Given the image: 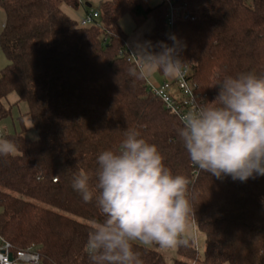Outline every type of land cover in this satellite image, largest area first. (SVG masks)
<instances>
[{
	"label": "trees",
	"instance_id": "trees-1",
	"mask_svg": "<svg viewBox=\"0 0 264 264\" xmlns=\"http://www.w3.org/2000/svg\"><path fill=\"white\" fill-rule=\"evenodd\" d=\"M168 0H108L97 24L80 25L60 4L77 9L80 0H0L5 20L0 50V119L14 92L27 104L36 139L14 131L4 136L18 152L0 156V238L14 254L37 253L39 264H89L85 251L94 221L104 216L94 195L85 202L73 188L79 169L93 179L97 156L117 150L128 130L155 144L174 174L192 181L194 225L204 234L202 256L192 238L176 248L173 264H264V176L233 181L199 170L189 159L177 129L179 118L129 76L135 63L119 20L129 13L135 26L147 20L148 44L179 39L199 103L218 94L217 78L253 71L264 75V0H176L186 18L167 25ZM144 264H167L151 246L137 245Z\"/></svg>",
	"mask_w": 264,
	"mask_h": 264
},
{
	"label": "clouds",
	"instance_id": "clouds-1",
	"mask_svg": "<svg viewBox=\"0 0 264 264\" xmlns=\"http://www.w3.org/2000/svg\"><path fill=\"white\" fill-rule=\"evenodd\" d=\"M160 42L159 51L148 42L130 55L136 58L128 74L139 80L162 73L168 79L184 75L181 52L186 47L173 37ZM219 91L212 101L197 102L180 116L177 133L189 159L199 170L217 179L246 182L264 176V75L253 71L218 77ZM16 144L0 137V156H14ZM155 144L128 130L117 150L97 156L93 179L79 169L73 188L85 202L94 195L104 216L94 221L85 251L89 264H144L137 245L174 249L189 244L196 209L192 181L174 174Z\"/></svg>",
	"mask_w": 264,
	"mask_h": 264
},
{
	"label": "rangeland",
	"instance_id": "rangeland-1",
	"mask_svg": "<svg viewBox=\"0 0 264 264\" xmlns=\"http://www.w3.org/2000/svg\"><path fill=\"white\" fill-rule=\"evenodd\" d=\"M81 5L77 9H73L65 4H60V8L62 11L67 14L72 19L79 21L85 15V3H90V7L93 9H98L100 4L108 1V0H80ZM158 0H150V4L157 3ZM5 20V13L3 10H0V32L2 24H4ZM119 23L123 30L127 33V35H131L132 33H137L140 37L143 36V30H146V27L149 25V21H145L139 26H135L133 17L129 13H125L119 20ZM8 63V60L4 56L3 52L0 50V69L3 68ZM166 77L163 76L162 73H155L148 79L146 82L148 84H153L158 86ZM6 106L10 107V114L6 117L0 119V129L2 135L11 134L14 131H22L23 135L30 138L36 139L38 137V133L35 128L32 127L30 122V117L27 114V104L25 101H19L18 96L16 93L12 92L7 96L6 101L4 102ZM192 238L194 245L200 255L202 256L204 250V234L196 228L193 224L192 227L189 229V236ZM151 247L156 248L159 250L165 258L167 264H173L174 258L176 255V248L174 249H162L158 245H152ZM4 249V244L0 239V250ZM26 253L30 254H37L31 250H24ZM9 252H11L9 250ZM12 253V252H11ZM15 254V253H14Z\"/></svg>",
	"mask_w": 264,
	"mask_h": 264
},
{
	"label": "built area",
	"instance_id": "built-area-1",
	"mask_svg": "<svg viewBox=\"0 0 264 264\" xmlns=\"http://www.w3.org/2000/svg\"><path fill=\"white\" fill-rule=\"evenodd\" d=\"M148 1V0H144ZM176 0H168V14L167 25H170L174 17L181 15L183 18L187 17V14L180 11V8L174 6ZM250 5H253V0H247ZM85 15L78 23L80 25H92L97 24L100 17L99 9H93L90 6H85ZM131 54V53H130ZM130 58L135 61L136 58L130 55ZM184 75L177 79L165 78L158 86L148 84V89L156 97L161 99L164 106L175 114L179 120L180 116L184 114L190 107L195 95V84L190 79V70L187 67L183 69ZM2 135L0 129V137ZM1 239V238H0ZM4 244V249L0 250V264H39V258L37 254H28L23 250H18L15 254L9 252V244L5 240L1 239ZM11 253V257L9 256Z\"/></svg>",
	"mask_w": 264,
	"mask_h": 264
},
{
	"label": "crops",
	"instance_id": "crops-1",
	"mask_svg": "<svg viewBox=\"0 0 264 264\" xmlns=\"http://www.w3.org/2000/svg\"><path fill=\"white\" fill-rule=\"evenodd\" d=\"M0 10H2V9L0 8ZM148 21L150 23L146 27V30H143V36L142 37H140V35H138L137 33H132L131 35L127 36L125 44H126V47L130 53H133L140 46H147L148 45L146 40H145V37H144L145 32L152 26V21L151 20H148ZM2 27H3V24H2ZM225 264H227V263H225Z\"/></svg>",
	"mask_w": 264,
	"mask_h": 264
},
{
	"label": "water",
	"instance_id": "water-1",
	"mask_svg": "<svg viewBox=\"0 0 264 264\" xmlns=\"http://www.w3.org/2000/svg\"><path fill=\"white\" fill-rule=\"evenodd\" d=\"M86 4V6H90V3H85ZM9 256L11 257V253H9Z\"/></svg>",
	"mask_w": 264,
	"mask_h": 264
}]
</instances>
